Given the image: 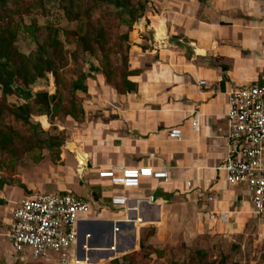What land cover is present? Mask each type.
<instances>
[{"label":"crops","instance_id":"0c3cea01","mask_svg":"<svg viewBox=\"0 0 264 264\" xmlns=\"http://www.w3.org/2000/svg\"><path fill=\"white\" fill-rule=\"evenodd\" d=\"M143 23L130 36V68L143 69L139 76L129 77L138 85L134 94L139 92V98L116 92V163L110 158L99 160L77 143L69 146L82 167L81 174L85 166V172H96L114 165H148L167 170L170 176L166 181L144 180L139 189L126 192L131 198L153 195L155 199L132 212L131 223L123 221L124 209L113 208L110 201L94 202L102 207L109 204L111 209L99 206V212L93 207L80 225L78 260L88 264H103L114 254L118 257L135 238L136 246L141 229L138 218L158 227L181 198L179 191L194 192L191 201L196 206L200 202L196 196L204 193V211L207 207L212 212H229L231 218L230 208L239 199L250 206L240 188L225 184L218 167L228 153L221 131L227 91L264 86V0H155L153 12L146 13ZM202 81L206 84L201 86ZM196 115L198 130L192 126ZM173 127L183 131L181 140L169 139L168 130ZM69 192L90 201L83 192ZM210 196L216 201L207 202ZM230 224L229 220L221 225ZM48 261L56 264L57 260Z\"/></svg>","mask_w":264,"mask_h":264},{"label":"rangeland","instance_id":"374dc122","mask_svg":"<svg viewBox=\"0 0 264 264\" xmlns=\"http://www.w3.org/2000/svg\"><path fill=\"white\" fill-rule=\"evenodd\" d=\"M132 1L148 3L144 16L148 11L153 12L155 0ZM81 6L83 11L87 7L94 8L92 21L106 29L110 45L119 42L122 34L129 32L130 37L144 21L143 17L128 31V27L122 24V20L127 16L118 15L114 6L100 0H83ZM6 9L9 20L20 25L16 46L22 53L30 55L36 52L38 45L44 43L49 35L56 31L69 57L75 51V37L65 32L77 29L80 24L68 20L61 0H10ZM130 42L131 53L133 43ZM123 46H126L125 42ZM109 57L115 73L117 68L120 80L132 71L129 63L123 67L120 54H116V47H113ZM101 59L100 52L93 56L80 53L77 63L71 60L65 69L67 81L76 78L74 73L79 70L92 76L87 82L89 93H76L77 101L86 113L84 119L76 121L63 115L53 118L44 116L48 124L43 126L40 116H32V124L38 126L33 128L16 121L4 108L0 123L20 133L21 149L14 155L7 150H0V178L8 180V185L0 191V200L4 202L0 204V264H52V261L47 260H17L6 240L12 209L16 202L24 197L76 190L90 198V203L99 212L100 208L111 209L109 204L104 207L100 205L104 200L109 201L112 191L107 183L98 180L99 170H87L81 174L79 170L82 167L69 146L77 143L83 146L86 152L96 154L99 160L110 158L112 164L116 163V90L107 84L101 74L91 71V65L102 66ZM33 91H46L49 95H54V78L49 75L48 80H39L33 86ZM130 94L131 98H139V92ZM23 103L24 101L15 95L4 98L0 89V106ZM50 137L61 140L63 145L48 150L47 140ZM23 184L25 189L22 188ZM178 193L181 198L176 201L172 210L165 213L161 225L157 227L152 223H144V219L137 220L141 229L136 246L133 249L131 245L128 246L124 252H118V257L114 254L108 260H103V264H264V219L255 216L250 206H244L239 199L230 208L233 214L231 224L222 226L219 221L211 222L208 216L212 212L210 208L206 207L207 211H204V205L207 204L203 201L204 193L200 197L196 196L201 202L197 201V206L191 201V194L194 192ZM93 196L96 201H93ZM97 201L100 203L96 206L94 202Z\"/></svg>","mask_w":264,"mask_h":264},{"label":"built area","instance_id":"2783aa9c","mask_svg":"<svg viewBox=\"0 0 264 264\" xmlns=\"http://www.w3.org/2000/svg\"><path fill=\"white\" fill-rule=\"evenodd\" d=\"M205 84L200 82L201 86ZM226 96L225 129L221 131L228 153L218 171L228 187L240 188L245 193L254 215L264 219V86L231 88ZM192 126L198 130V115L194 116ZM182 136L183 131L178 127L168 130L170 140H181ZM169 176V171L148 165H114L98 172V179L112 191L110 205L126 212L125 223L133 221L132 212L138 211L144 201L155 202L153 195L131 198L126 192L139 189L144 179L166 181ZM191 186L189 182L188 187ZM215 201L216 197L207 198V202ZM92 210L90 201L69 191L24 197L12 211L6 240L21 262L54 258L56 264H88L78 260L77 245L80 225ZM230 218L229 212L209 215L211 221L221 224H228ZM118 231L115 227V232Z\"/></svg>","mask_w":264,"mask_h":264},{"label":"trees","instance_id":"16d2710c","mask_svg":"<svg viewBox=\"0 0 264 264\" xmlns=\"http://www.w3.org/2000/svg\"><path fill=\"white\" fill-rule=\"evenodd\" d=\"M9 1L0 0V89L4 98L15 95L23 100L24 103L21 105L5 104V107L0 106V119L3 118L4 108L8 110V113L16 121L24 125H30L33 128L38 126L32 124V116H40L43 126L48 124L44 116L53 118L54 116L63 115L76 121L84 119L86 113L83 106L78 103L76 93L89 92L87 82L92 76L79 70L74 73L76 78L67 81L65 77V69L71 60L75 64L77 63L80 53L86 56H93L98 52L102 54V66L91 65V71L101 74L107 84L112 85L118 94L125 95L138 90V85L130 81L129 77L139 76L142 71L132 70L127 75L122 76V80H120L117 68L115 73L109 57L113 47H116V54H120L123 67L128 65L132 46L129 32L122 34L119 42L110 45L107 40L108 33L106 29L103 26L95 25L92 21L94 8L87 7L86 10H81L83 0H61L68 20L80 24L77 29L65 32L67 35L75 37L76 48L70 57L65 51L63 42L59 39L57 31L54 34H50L44 43L39 44L36 52L30 55L22 53L16 46L20 25L9 20L6 14ZM100 1L114 6L118 10V15L127 16V18L122 20V24L128 27V31H131L133 26L144 17L148 4L143 1L135 3L132 0ZM124 42L126 46H123ZM49 75L54 78L56 93L54 95H49L46 91L34 93L33 86L39 80H48ZM20 138L19 132L11 127H4L0 123L1 151L7 150L13 155L17 154L21 149ZM56 139L55 137L48 138V150L59 148L63 145L61 140ZM39 142L43 141L39 140ZM6 185H8V180L0 178V191ZM22 188L25 189L24 184ZM3 203V200H0V204Z\"/></svg>","mask_w":264,"mask_h":264},{"label":"water","instance_id":"95a60500","mask_svg":"<svg viewBox=\"0 0 264 264\" xmlns=\"http://www.w3.org/2000/svg\"><path fill=\"white\" fill-rule=\"evenodd\" d=\"M136 239V238H135ZM134 239V241H133V244H131V248L133 249L134 247H135V242H136V240ZM113 240L110 242V246H113ZM125 250H122V252H124Z\"/></svg>","mask_w":264,"mask_h":264},{"label":"bare ground","instance_id":"6f19581e","mask_svg":"<svg viewBox=\"0 0 264 264\" xmlns=\"http://www.w3.org/2000/svg\"><path fill=\"white\" fill-rule=\"evenodd\" d=\"M78 154H79V156H80V153L78 152ZM82 156V155H81ZM84 171H85V169H84ZM83 174H84V172H83Z\"/></svg>","mask_w":264,"mask_h":264}]
</instances>
